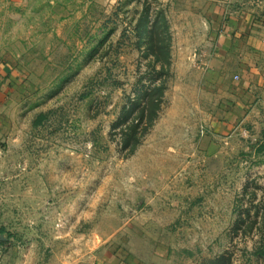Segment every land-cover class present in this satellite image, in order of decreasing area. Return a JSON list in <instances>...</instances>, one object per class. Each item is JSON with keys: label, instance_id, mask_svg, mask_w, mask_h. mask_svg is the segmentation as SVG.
<instances>
[{"label": "rangeland", "instance_id": "obj_1", "mask_svg": "<svg viewBox=\"0 0 264 264\" xmlns=\"http://www.w3.org/2000/svg\"><path fill=\"white\" fill-rule=\"evenodd\" d=\"M221 4L0 0V264H264L261 137L212 134Z\"/></svg>", "mask_w": 264, "mask_h": 264}, {"label": "crops", "instance_id": "obj_2", "mask_svg": "<svg viewBox=\"0 0 264 264\" xmlns=\"http://www.w3.org/2000/svg\"><path fill=\"white\" fill-rule=\"evenodd\" d=\"M218 1L222 4L216 12L222 19L213 32L208 66L221 88L238 97L224 112V122L213 123L212 134L232 137L240 129L247 139L260 138L264 129V0ZM10 77L0 64V102Z\"/></svg>", "mask_w": 264, "mask_h": 264}, {"label": "trees", "instance_id": "obj_3", "mask_svg": "<svg viewBox=\"0 0 264 264\" xmlns=\"http://www.w3.org/2000/svg\"><path fill=\"white\" fill-rule=\"evenodd\" d=\"M258 149L259 150H264V129L261 131V141L258 144Z\"/></svg>", "mask_w": 264, "mask_h": 264}]
</instances>
